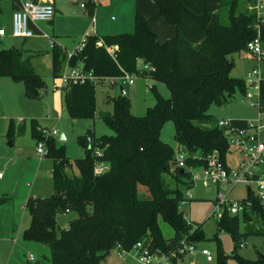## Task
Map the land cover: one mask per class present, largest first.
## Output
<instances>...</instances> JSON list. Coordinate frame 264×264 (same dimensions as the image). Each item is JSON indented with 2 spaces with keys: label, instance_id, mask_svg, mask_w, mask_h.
<instances>
[{
  "label": "trees",
  "instance_id": "trees-1",
  "mask_svg": "<svg viewBox=\"0 0 264 264\" xmlns=\"http://www.w3.org/2000/svg\"><path fill=\"white\" fill-rule=\"evenodd\" d=\"M153 1L166 21L175 26L172 38L161 42L148 19L136 11L133 32L86 35L85 47L74 62L82 60L102 76L121 75V69L140 73V77L153 82V89L158 83L166 84L170 97H159L146 115L138 116L132 112L127 91L117 95L112 99L113 112L99 115L114 134L97 137L89 126L81 137L85 155L79 158L68 156L66 146L59 145L55 137L45 138L34 120L33 136L36 142L46 141L54 182L52 195L27 200L31 222L23 231V239L50 249L49 257L34 264H104L117 245L130 251L143 243L152 251L169 253L178 252L183 240L197 244L214 241L216 264H228L230 257L239 264H264V210L253 188L249 186L242 199L252 202L248 210L238 215L225 210L217 220L218 229L228 231L233 239L234 250L229 255L218 233L209 237L202 224L194 225L185 217L181 202L187 199L184 190L193 185L191 174L175 166L176 150L161 139L163 125L173 121L175 138L187 153L188 166L207 165V157L217 153L230 168L227 155L232 146L218 126V117L209 110L213 105H226L238 91L246 93L245 80L231 75L234 61L230 56L247 54L248 43L257 36L255 1ZM260 29L264 47V23ZM100 37L118 47L115 60L98 46ZM26 52L14 46L0 48V76L22 81L26 97L40 98L47 83ZM139 58L156 70L142 73ZM65 59L60 45L52 49L55 79L61 75ZM96 86L88 82L63 87L62 98L71 118L97 119ZM261 97L264 106V81ZM231 121L237 127L248 125L242 118ZM97 162H107L109 169L96 174ZM8 199L0 196V206ZM72 211L77 218L67 228H60L57 215ZM161 221L172 227L173 236H165ZM249 236L263 238L257 259L237 252ZM180 257L173 262L183 259Z\"/></svg>",
  "mask_w": 264,
  "mask_h": 264
},
{
  "label": "rangeland",
  "instance_id": "rangeland-1",
  "mask_svg": "<svg viewBox=\"0 0 264 264\" xmlns=\"http://www.w3.org/2000/svg\"><path fill=\"white\" fill-rule=\"evenodd\" d=\"M17 1V0H16ZM53 1V0H43ZM83 0H56L57 5L67 9L61 10L59 25L43 22L40 30L35 32V37L28 39L27 45L41 54L35 60L36 71L46 81L47 86L40 98H28L25 95L24 83L15 81L12 78L0 76V172L4 178L0 180V196H7L9 199L0 206V264H34L45 256H50V249L43 255L33 245H27L23 239V231L30 225L31 216L26 208L27 199L30 196H49L54 192L52 176L53 161L50 157H40L36 151L35 137L33 136L34 118L39 128L49 130L57 129L59 135L55 138L66 146L68 156L79 158L85 155V147L81 137L91 126L97 137L114 134L111 126L101 118V112H113V101L119 87H112L107 83H100L96 86V107L97 119H73L65 109L61 93L57 89L59 79L52 75L51 53L52 49L47 40L39 37L41 33L57 36L71 40L76 44L82 41V36L74 37L73 32L83 26L87 19L90 26L100 35L118 34L133 32L135 28V14L140 11L148 20L149 17L161 16L153 0H97L94 9L86 10L81 7ZM0 28L7 29V36L0 37V48H8L24 39L14 38L10 35L11 29L6 24L7 12L12 10L13 0H0ZM92 7V6H91ZM90 7V9H91ZM65 13V14H64ZM152 19V18H151ZM153 21H156L154 18ZM152 21V22H153ZM151 23V22H150ZM155 25V24H154ZM152 24V26L155 28ZM175 35V34H174ZM173 35V36H174ZM171 36L170 38H172ZM168 38V39H170ZM72 50V49H70ZM234 61L231 75L246 79L247 73L255 65L254 60L246 53H234L230 56ZM152 81L143 77L136 80V85L124 87L132 103V112L138 116H144L149 107H152L159 97H170V90L164 83H158L152 88ZM62 106L64 110L62 109ZM210 113L218 118H245L252 120L257 117V107L251 106L244 101V94L240 91L224 106L213 105ZM23 128L20 131V128ZM24 130V131H23ZM64 134L65 140H60ZM161 139L171 144L177 152L179 143L175 138V125L173 121H167L161 130ZM13 142V146L9 145ZM22 150V154H18ZM236 148L232 147L227 155L230 167L237 168L240 157L237 156ZM237 156V157H236ZM236 157V158H233ZM264 171V168H263ZM247 183H239L234 187L226 184L220 185L221 192H228V200H242L248 194ZM213 188V187H212ZM253 189L255 186L252 187ZM217 188L206 189L201 180L197 179L192 188L194 198L181 204V210L185 212L187 219L194 225L202 224L208 235L218 233L225 252L231 254L234 250L233 239L230 233L224 229H218L216 216H212L215 209ZM188 194V191H186ZM77 213L66 212L57 215V222L60 228H67L70 221L77 218ZM161 226L166 237L174 235L172 227L161 221ZM243 224H241V230ZM244 246H238L237 252L246 258L257 259L256 247L262 246L263 239L259 236H249L243 240ZM39 244V243H37ZM42 245V244H41ZM207 245L211 251H216V243L208 241ZM44 246V245H42ZM34 257L31 260L30 257ZM104 264H140L136 252L120 257L116 250L108 256ZM181 264H191L188 260ZM198 264H216L214 262L201 261ZM228 264H239L234 257H230Z\"/></svg>",
  "mask_w": 264,
  "mask_h": 264
},
{
  "label": "built area",
  "instance_id": "built-area-1",
  "mask_svg": "<svg viewBox=\"0 0 264 264\" xmlns=\"http://www.w3.org/2000/svg\"><path fill=\"white\" fill-rule=\"evenodd\" d=\"M254 1L253 10L259 19L258 32L257 36L247 45V55L254 60L255 65L247 73L246 79H244L246 82L244 101L251 106L257 107L258 114L254 119L248 120V125L245 127L234 126L231 119L221 118L218 120V126L224 129L231 146L241 150L239 165L237 168H226L219 155L214 153L207 157V165L190 167L186 163L187 153L179 145L176 152L175 166L187 169L191 174L190 179L193 183L199 179L203 186L208 189L212 187L219 189L220 185L224 184L234 187L239 183H247L250 187L255 186L253 191L260 202L261 208L264 210V106L261 97V86L264 81V47L262 46L260 29V25L264 23V0ZM81 5L86 7L87 3L82 2ZM55 15V6L49 1L22 0L21 7L13 12L10 34L14 38L28 39L34 37L35 30L33 26L39 22H52ZM0 36H7L6 28H0ZM42 36L47 40L51 49L59 45L54 35L42 33ZM86 41L87 36H84L82 41L72 50L60 46L63 53L66 54V59L61 75L58 78L57 89L59 91L62 92L63 87L71 83L85 84L91 82L96 85L107 83L119 88L121 85L130 87L136 83L137 78L141 76L140 73H130L121 69L123 72L121 75L102 76L96 74L93 69H88L84 61L74 62V58L83 51ZM98 46L105 48L108 54L114 60L116 59L118 48L116 45H109L103 37H100ZM138 67L142 73L146 72V74L156 70L153 65L144 62L142 58L138 59ZM38 130L45 138L59 135L57 129L38 128ZM36 151L40 157L47 156L48 150L45 139L36 142ZM108 169L109 164L107 162H97L95 165L96 174H102ZM3 177L4 174L0 172V179ZM187 191V199L183 200L181 204L193 197L191 188ZM215 204L212 216H216L218 219L222 218L225 210L232 215H238L252 206V202L249 200H228V192H221L220 190H218ZM244 245V242L241 243V246ZM115 250L122 258L132 252H136V257L140 264H172L175 258H181L180 256L194 257L199 253L209 261H213L215 258V254L209 248L200 246L199 243L185 240H183L178 252L152 251L150 248L145 247L143 243H138L130 251L125 250L121 245H117ZM30 259L34 260L35 258L31 256Z\"/></svg>",
  "mask_w": 264,
  "mask_h": 264
},
{
  "label": "crops",
  "instance_id": "crops-1",
  "mask_svg": "<svg viewBox=\"0 0 264 264\" xmlns=\"http://www.w3.org/2000/svg\"><path fill=\"white\" fill-rule=\"evenodd\" d=\"M21 1L22 0H13V6H12V10H10L9 12H7V14H8V16H7V18H6V24L8 25V29L10 28L11 29V23H12V15H13V12H14V10H16V9H19L20 7H21ZM39 1H43V0H39ZM77 1H79V0H77ZM51 3H53L54 4V6H55V9H56V15H55V18H54V20L52 21V22H45V23H50V24H55L56 23V26H58L59 25V20L61 19V10H63V9H67V7H69L68 5L66 6V5H64L63 6V8H61V7H59V5H57V2H56V0H53V1H50ZM82 2H86L87 3V6L86 7H84V6H82L81 5V7L82 8H84V9H86V10H91L90 9V7L92 6V5H94L95 4V0H83ZM81 2V3H82ZM0 4H1V2H0ZM1 6V5H0ZM63 14V13H62ZM65 14V13H64ZM152 18V19H151ZM154 18H156V21H153L154 20ZM149 19L150 20H148L149 21V23H150V25H151V27L156 31V33L158 34V38H159V40L161 41V42H164V41H166V40H168V38H170L171 36H173L175 33H176V29H175V26L174 25H172V24H170L168 21H166V19L161 15V16H155V14L153 15V13H152V17H149ZM153 21V22H152ZM42 24H43V22H39L37 25H34L33 26V29L35 30V32L37 31V30H40V26H42ZM152 24L155 26V28L152 26ZM73 34H75V36L74 37H77V36H82L83 34H84V36H86V35H90V34H92V35H99V36H104V35H100L97 31H95V29H93L91 26H90V23H89V20L87 19V22L83 25V26H81V27H79L77 30H75L74 32H73ZM112 34H114V33H112ZM11 35V34H10ZM107 35H109V34H107ZM36 36V35H35ZM34 36V37H35ZM55 36V35H54ZM70 35H66L65 37H61L60 39L61 40H59V41H57V36H55V38H56V41H57V43L60 45V46H62V47H65V48H67V49H75L76 48V46L80 43L79 41H78V43L76 44L75 42H72L71 40H66V37H69ZM1 37V36H0ZM6 37V36H5ZM34 37H31V38H34ZM39 37H41V38H43V36H42V33H41V35L39 36ZM31 38H28V39H31ZM28 39H24L23 40V42L20 44V45H18L19 43H17V44H15V45H13L14 47H20V48H23L24 50H26L27 52H26V56L28 55V56H31L32 57V63H33V65L35 64V60L36 59H38V58H40V56H41V54L39 53V52H37V50H35V49H33V48H31V47H29L28 45H27V41H28ZM52 54V53H51ZM35 67V66H34ZM51 68H52V55H51ZM36 69V68H35ZM134 85H136V83L134 84ZM133 85V86H134ZM133 86H130V87H133ZM120 89V88H119ZM24 90H25V87H24ZM60 93H61V98H62V92L61 91H59ZM120 93H117V95H119ZM43 95V94H42ZM116 95V96H117ZM62 109L64 110V108H63V106H62ZM233 118H237V117H233ZM233 118H229V119H233ZM241 118V117H240ZM218 119H220V118H218ZM242 119H245V118H242ZM34 120H36L35 118H34ZM247 120V119H246ZM24 131V130H23ZM13 142H9V145L10 146H13ZM35 144H36V139H35ZM58 144L59 145H61V144H63L62 142H58ZM237 150H236V152L235 153H237V156H239L240 157V160H241V150L239 149V148H236ZM18 152V154H22V150H18L17 151ZM236 156V157H237ZM236 157H233V158H236ZM72 158V157H71ZM227 163H228V165H229V162L227 161ZM230 166V165H229ZM232 168H234V167H232ZM264 168V167H263ZM52 172H53V168H52ZM5 177V176H4ZM3 177V178H4ZM2 178V179H3ZM1 180V179H0ZM193 186H194V183H193V185H192V187H191V190H192V188H193ZM214 188H217V187H213V188H206V189H208V190H213ZM217 190V194H218V188L216 189ZM184 192H185V194H186V191L184 190ZM192 193H193V191H192ZM31 197V196H30ZM33 197H39V196H33ZM217 197V196H216ZM194 198V195H193V197H192V199ZM28 199H29V197H28ZM27 199V200H28ZM191 199V198H190ZM191 201V200H190ZM185 213V212H184ZM185 217L187 218V216H186V214H185ZM190 221V220H189ZM190 222H192V221H190ZM198 225V224H197ZM26 229V228H25ZM24 229V230H25ZM214 235V234H213ZM213 235H208L209 237H212ZM263 239V238H262ZM214 242V241H213ZM207 243H208V241H206V242H204V243H200V246H203V247H207V248H209V249H211V247H209L208 245H207ZM27 245H33L34 247H35V249H38V250H40V253L41 254H47L48 252H47V248L45 247V246H42L41 244H37V243H34V242H27ZM234 246V245H233ZM262 246H263V242H262ZM262 246L260 247V248H258V247H256V252H257V254H258V256H259V252L258 251H261L262 250ZM213 253H215V251L213 252ZM190 261L191 262V264H198L199 262H201V261H206V262H208V263H210V262H214V260L213 261H209V260H207V258H205V256H203V255H201L200 253L199 254H197V256H194V257H191V256H186V257H183V259H181V260H178L177 262H173L172 264H181V263H183V262H186V261Z\"/></svg>",
  "mask_w": 264,
  "mask_h": 264
},
{
  "label": "water",
  "instance_id": "water-1",
  "mask_svg": "<svg viewBox=\"0 0 264 264\" xmlns=\"http://www.w3.org/2000/svg\"><path fill=\"white\" fill-rule=\"evenodd\" d=\"M120 94H121V95H125V94H126V90H125V88H124L123 85L120 86ZM60 140H65V136H64V134H62V135L60 136ZM249 189H250V188H249Z\"/></svg>",
  "mask_w": 264,
  "mask_h": 264
}]
</instances>
